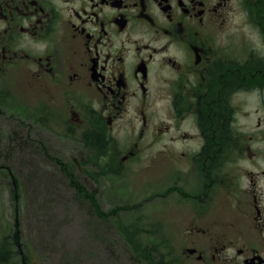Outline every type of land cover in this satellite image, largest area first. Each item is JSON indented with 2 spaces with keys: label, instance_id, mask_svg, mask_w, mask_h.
<instances>
[{
  "label": "flooded vegetation",
  "instance_id": "1",
  "mask_svg": "<svg viewBox=\"0 0 264 264\" xmlns=\"http://www.w3.org/2000/svg\"><path fill=\"white\" fill-rule=\"evenodd\" d=\"M0 158H177V264H264V0H0Z\"/></svg>",
  "mask_w": 264,
  "mask_h": 264
},
{
  "label": "rangeland",
  "instance_id": "2",
  "mask_svg": "<svg viewBox=\"0 0 264 264\" xmlns=\"http://www.w3.org/2000/svg\"><path fill=\"white\" fill-rule=\"evenodd\" d=\"M0 159L18 181L16 199L0 177V243L21 249L15 264H177V158H129L120 171L122 158Z\"/></svg>",
  "mask_w": 264,
  "mask_h": 264
},
{
  "label": "trees",
  "instance_id": "3",
  "mask_svg": "<svg viewBox=\"0 0 264 264\" xmlns=\"http://www.w3.org/2000/svg\"><path fill=\"white\" fill-rule=\"evenodd\" d=\"M93 139V136H91V140ZM67 171V174L69 175L70 179H71V175L73 174V172L71 171L70 172V168L68 167H64ZM69 170V171H68ZM14 180V178H13ZM73 183L74 185L77 187V189L79 190L80 194L86 198L87 200H89L90 202V205L92 206V208H94V210L96 212H98V214L100 216H103L104 215V212L101 210V207L97 204H95L93 201H92V197L86 193L83 194V187H82V184L78 181H76L75 178H73ZM82 190V191H81ZM116 212V210L114 211V213ZM109 214H112L113 212H108ZM12 242H13V245H18L20 244V241L18 239V235H17V232L14 234L13 236V239H12ZM12 243L11 241L5 239L2 243H0V264H15V262H13V257L14 255L19 252L21 249H17L16 252H12ZM144 251L145 252H148L147 248H144ZM14 254V255H13ZM147 254V253H146ZM151 256V255H149ZM148 259V257H146Z\"/></svg>",
  "mask_w": 264,
  "mask_h": 264
}]
</instances>
